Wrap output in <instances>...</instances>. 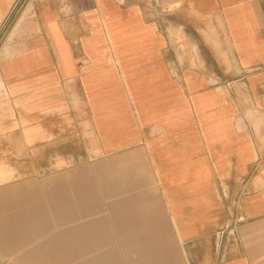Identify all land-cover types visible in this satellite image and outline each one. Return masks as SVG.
<instances>
[{
	"label": "crops",
	"instance_id": "1",
	"mask_svg": "<svg viewBox=\"0 0 264 264\" xmlns=\"http://www.w3.org/2000/svg\"><path fill=\"white\" fill-rule=\"evenodd\" d=\"M0 89L34 161L14 170L45 172L3 183L36 186L28 229L69 218L41 203L90 168L97 210L118 187L161 204L191 264H264V0H0ZM107 243L74 260L128 264Z\"/></svg>",
	"mask_w": 264,
	"mask_h": 264
},
{
	"label": "rangeland",
	"instance_id": "2",
	"mask_svg": "<svg viewBox=\"0 0 264 264\" xmlns=\"http://www.w3.org/2000/svg\"><path fill=\"white\" fill-rule=\"evenodd\" d=\"M0 97H2L1 91ZM4 102L2 100L0 105V264H61L53 260L65 255L76 256L66 264H97L84 259H74L89 258L96 255V251H111L112 246L116 245L108 244V241H119L122 244L118 247L123 249L125 254H121L120 257L125 256L128 264H191L189 241L179 239L172 219L166 211L164 212L161 204L137 202L136 200L141 198L136 195H126L123 192L128 188L118 187L116 190L121 195L107 197V201L101 203L97 210V171L90 168L71 172L69 177L75 182L72 183L73 186H70L68 195H64L60 200H56L57 197H51L48 203H41L42 206L49 205L52 208V211L47 214H63L64 211L69 214V218L45 219L48 226L33 231L28 229L30 226H27L29 221L26 220H29L30 216L14 217V215L34 213L32 211L38 203L34 198L28 200L30 197L28 195L32 192L30 190L35 191L37 188L36 186L26 187L23 184L10 187L3 183L12 182L14 179H36L39 177L38 173L45 172L33 168L22 171L14 170L20 167V163L34 161L23 150L20 139L12 137L15 124L5 122L7 116L3 114L8 112L9 107ZM4 164H6V169ZM78 180L83 183H79ZM35 193L37 194V191ZM25 194L26 197H24ZM109 198L116 200L110 202ZM144 205L151 207L148 218L141 217L146 214L141 211ZM152 207L155 211H152ZM97 214H107L113 217L102 219L97 218ZM11 219L22 221L19 233L6 230L5 226L10 223ZM65 234L68 244H66ZM49 240L52 241L47 247L39 248L37 251L42 260L31 259L32 249L41 242ZM97 241H102V243H97ZM202 256H206L205 246L202 248Z\"/></svg>",
	"mask_w": 264,
	"mask_h": 264
}]
</instances>
